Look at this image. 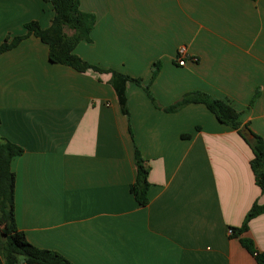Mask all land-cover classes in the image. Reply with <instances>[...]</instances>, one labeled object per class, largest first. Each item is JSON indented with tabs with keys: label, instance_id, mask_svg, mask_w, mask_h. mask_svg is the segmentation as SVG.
Returning <instances> with one entry per match:
<instances>
[{
	"label": "crops",
	"instance_id": "crops-1",
	"mask_svg": "<svg viewBox=\"0 0 264 264\" xmlns=\"http://www.w3.org/2000/svg\"><path fill=\"white\" fill-rule=\"evenodd\" d=\"M79 1L96 21L76 54L141 83H126L125 114L112 73L52 62L35 35L0 54V136L24 149L12 160L18 228L73 264H257L230 233L264 202L250 145L203 103L165 108L203 92L264 137V0ZM53 17L45 0H0V44ZM136 147L146 206L130 191ZM243 236L264 252V213Z\"/></svg>",
	"mask_w": 264,
	"mask_h": 264
},
{
	"label": "trees",
	"instance_id": "trees-1",
	"mask_svg": "<svg viewBox=\"0 0 264 264\" xmlns=\"http://www.w3.org/2000/svg\"><path fill=\"white\" fill-rule=\"evenodd\" d=\"M52 4L54 17L49 27L43 28L38 21H30L25 24L26 33L22 35L8 36L0 44V54L18 45L29 35H35L49 47V58L52 62L68 65L79 72L93 69L98 72L112 73L111 83L114 86L120 107L128 114L126 83L134 81L141 83V79L131 77L117 70L106 69L91 64L84 60L75 49L82 41H91V32L95 24V16L80 8L79 0H45ZM159 71V64L153 72V77ZM149 93V85L146 86ZM154 103L155 99L152 97ZM203 103L215 115V117L237 132L250 145L253 151L251 168L254 172L256 183L264 193V137L253 132L252 137L247 138L242 134L244 124L241 112L229 102L214 98L203 92H192L165 109L176 110L188 103ZM157 104V103H156ZM0 114V126H1ZM245 126H248L247 124ZM188 137V134L184 135ZM24 149L18 144L0 136V264H73L67 257L58 251L44 249L32 244L16 223V174L12 169V160L21 155ZM135 160L137 176L130 186V191L137 202L146 206L149 203L148 180L149 169L145 164L139 149L135 148ZM264 213V202L255 201L247 212L240 226L231 227L233 238H238L246 250L254 256L257 264H264V252L259 251L254 241L243 236L249 229V222ZM2 238V239H1Z\"/></svg>",
	"mask_w": 264,
	"mask_h": 264
},
{
	"label": "built area",
	"instance_id": "built-area-1",
	"mask_svg": "<svg viewBox=\"0 0 264 264\" xmlns=\"http://www.w3.org/2000/svg\"><path fill=\"white\" fill-rule=\"evenodd\" d=\"M188 59V49L186 46H180L177 50L176 54V61L177 64L180 66H184L187 63ZM230 233H232V230H230Z\"/></svg>",
	"mask_w": 264,
	"mask_h": 264
},
{
	"label": "water",
	"instance_id": "water-1",
	"mask_svg": "<svg viewBox=\"0 0 264 264\" xmlns=\"http://www.w3.org/2000/svg\"><path fill=\"white\" fill-rule=\"evenodd\" d=\"M242 134L247 137V138H250L252 137V131L251 129L248 127V126H244L243 129H242Z\"/></svg>",
	"mask_w": 264,
	"mask_h": 264
},
{
	"label": "rangeland",
	"instance_id": "rangeland-1",
	"mask_svg": "<svg viewBox=\"0 0 264 264\" xmlns=\"http://www.w3.org/2000/svg\"><path fill=\"white\" fill-rule=\"evenodd\" d=\"M2 239V238H1Z\"/></svg>",
	"mask_w": 264,
	"mask_h": 264
}]
</instances>
